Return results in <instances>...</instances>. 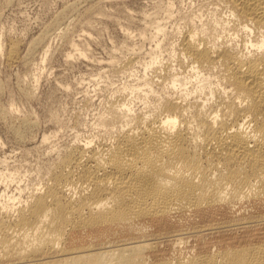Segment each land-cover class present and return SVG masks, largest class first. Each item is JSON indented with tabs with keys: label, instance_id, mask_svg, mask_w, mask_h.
<instances>
[{
	"label": "bare ground",
	"instance_id": "1",
	"mask_svg": "<svg viewBox=\"0 0 264 264\" xmlns=\"http://www.w3.org/2000/svg\"><path fill=\"white\" fill-rule=\"evenodd\" d=\"M210 1L214 19L185 11L169 29L168 0L144 70L67 143L50 141L55 130L25 149L33 160L0 155V264H264V0ZM56 20L25 54V35L5 42L0 26V56L34 65L35 87ZM71 46L68 58H91ZM35 121L10 126L24 139Z\"/></svg>",
	"mask_w": 264,
	"mask_h": 264
},
{
	"label": "rangeland",
	"instance_id": "2",
	"mask_svg": "<svg viewBox=\"0 0 264 264\" xmlns=\"http://www.w3.org/2000/svg\"><path fill=\"white\" fill-rule=\"evenodd\" d=\"M174 1L176 10L175 15L169 19V29L173 23L184 21L181 14L185 11L201 13L202 18L207 20L214 19L216 10L221 11L210 0ZM167 2L168 0H0V26L5 31L4 41L8 40V35H25L23 54L27 51L30 38L56 19L62 21L58 20V24L61 23L53 29V36L49 40L53 43V52L36 87L30 78L35 71L34 65L24 61L9 64L4 55L0 56V110L9 106L16 109L14 115L0 116V135L5 142L3 148L0 147V155L6 156L8 160L15 155V160L16 157H19L18 160L24 157L33 160L37 151L25 149L41 138L44 132L53 134V131L59 130L57 135L54 132L50 141L62 146L72 138L76 126L82 130L85 122L95 115L96 107L103 98H110L111 94H115L119 83L125 78H131V71L144 70L145 61L150 59L147 52L151 44L162 38V35L153 37L151 23L167 14ZM63 10L66 12L63 13ZM151 12H154V17L147 19L146 14ZM65 28L69 30L68 35L62 38L58 34ZM129 28L136 33L132 39L127 35ZM143 29L145 37L139 34ZM72 39L88 47L91 58L77 54L68 58L65 53L72 50ZM132 58L134 62L131 66L124 65ZM58 81L69 82L70 89L60 86ZM86 88L89 89L87 94ZM27 89L34 90L35 95L28 94ZM56 112L61 118L60 123L56 122L53 114ZM23 117H29L37 123L27 138L21 139L10 125H20Z\"/></svg>",
	"mask_w": 264,
	"mask_h": 264
}]
</instances>
